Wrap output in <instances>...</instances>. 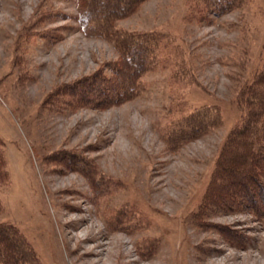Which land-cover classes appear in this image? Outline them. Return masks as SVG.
<instances>
[{
	"label": "rangeland",
	"instance_id": "1",
	"mask_svg": "<svg viewBox=\"0 0 264 264\" xmlns=\"http://www.w3.org/2000/svg\"><path fill=\"white\" fill-rule=\"evenodd\" d=\"M196 1L145 0L117 22L173 47L139 95L98 107L66 92L120 59L115 38L82 29L77 0H0V224L43 264H264V218L207 196L264 67V0L209 21L192 18ZM208 106L218 114L192 134Z\"/></svg>",
	"mask_w": 264,
	"mask_h": 264
},
{
	"label": "trees",
	"instance_id": "2",
	"mask_svg": "<svg viewBox=\"0 0 264 264\" xmlns=\"http://www.w3.org/2000/svg\"><path fill=\"white\" fill-rule=\"evenodd\" d=\"M143 1L145 0H77L80 27L89 34L107 39L114 37L120 59L112 62L110 69L107 66V70L102 68L87 78L74 82L71 91L66 92L68 101L71 100L73 106L104 107L118 104L126 98H135L144 88L142 75L156 66L167 64L170 54L168 56L166 51L171 53L173 47L171 36L157 31L123 32L116 29L117 22L134 13ZM239 1L242 0H197L191 6L194 11L192 18L209 21L213 16H220L237 6ZM49 37L56 39V34ZM174 79L176 78L173 77L172 81ZM241 104H245L243 123L227 138L207 192L208 201L213 206L225 207L227 210L251 207L264 218V212L254 210L253 204H250L253 197L264 203V67L255 83L244 88ZM193 113L189 115L188 126L193 128L192 134H196L210 125L209 120L216 117L218 109L208 106L198 108ZM195 118L200 121L197 122ZM216 121L214 120L215 123ZM2 147L1 177L6 176V172L2 170L5 160ZM99 179L109 181L105 176ZM115 187L111 188L112 191H115ZM148 240L153 245L156 243V248L158 237L149 235ZM24 245L12 227L0 224L2 264H43L40 257H36L33 250Z\"/></svg>",
	"mask_w": 264,
	"mask_h": 264
},
{
	"label": "bare ground",
	"instance_id": "3",
	"mask_svg": "<svg viewBox=\"0 0 264 264\" xmlns=\"http://www.w3.org/2000/svg\"><path fill=\"white\" fill-rule=\"evenodd\" d=\"M151 239V238H150ZM145 250V249H144ZM112 251H109V252H107V253H111ZM114 253V252H113ZM107 255V254H106ZM108 258V257H107ZM116 261V260H115ZM91 263H93V262H90L89 264H91ZM98 263H102V264H107V263H105V261H103V259H99L98 260ZM109 264V263H108ZM110 264H114V262L112 261Z\"/></svg>",
	"mask_w": 264,
	"mask_h": 264
}]
</instances>
